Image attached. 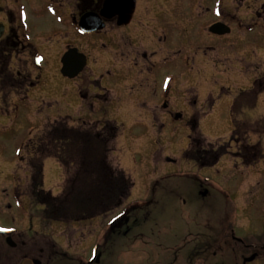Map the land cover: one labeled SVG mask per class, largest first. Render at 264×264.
Masks as SVG:
<instances>
[{
    "label": "flooded vegetation",
    "instance_id": "af4514ba",
    "mask_svg": "<svg viewBox=\"0 0 264 264\" xmlns=\"http://www.w3.org/2000/svg\"><path fill=\"white\" fill-rule=\"evenodd\" d=\"M92 27L101 28L85 32ZM86 45L97 50L94 58ZM69 52L86 59L73 79L61 74V58ZM54 73L80 84L75 96L84 110V115L73 118L77 127L69 126L67 121L72 118L68 116L61 122L70 129H89L114 137L108 157L120 127L106 114L101 120L90 118L99 113V107H94L101 101L84 89L83 79L105 94L101 106L114 101L120 111L145 109L144 118L178 121L184 117L180 111H170V104L200 109L196 88H201L202 81L206 84L216 74L223 90L248 76L246 87L233 100L229 136L236 141L234 160L255 168L258 176V167L264 170L260 141L254 142L253 135L248 138L246 130L241 132L242 124L264 125L255 114L264 95V0H0V109L24 106L31 98L51 97L48 75ZM171 89H183L192 97L168 99L165 93ZM210 100L208 112L196 110L188 115L191 134L183 156L200 168L212 167L233 153L226 143L206 142L211 146L194 148L191 157H186L196 133L193 130L213 108ZM49 130L34 138L33 149L39 156L52 150ZM42 170L43 165L34 162L31 198L42 208L39 218L48 224H69L72 232L57 234L38 227L39 222L20 230L0 227L12 231L9 236L0 234V264H114V251L123 253L137 241L143 247L135 251L142 258L141 264H264V212L255 218H259L255 232L249 230L254 222L249 217L234 226L236 229L217 226L202 234L187 224L173 230L164 228L166 214L157 210V202L145 204L143 215L135 211L137 206L125 205L129 192L109 214L94 217L105 219L102 234L89 230L85 234L80 225L94 218L46 219L41 196L46 191L38 174ZM203 192L208 195L206 188L199 186L200 198L207 197L200 196ZM158 225L162 228L155 231ZM84 245L86 256L75 250Z\"/></svg>",
    "mask_w": 264,
    "mask_h": 264
},
{
    "label": "rangeland",
    "instance_id": "374dc122",
    "mask_svg": "<svg viewBox=\"0 0 264 264\" xmlns=\"http://www.w3.org/2000/svg\"><path fill=\"white\" fill-rule=\"evenodd\" d=\"M88 46L86 45V48ZM87 49L93 58V55L98 54L97 50L91 47ZM219 78L218 75L213 74L206 84L202 81L201 88H196L198 101L200 100L198 108L201 107L196 109L197 111L204 113L207 111L210 97V101L214 104L209 114L197 123L198 129L195 132L202 135L208 143H226L233 153L221 157L216 165L204 168H200L183 156L189 146L191 134L188 115L196 110L183 103H171L170 111H180L184 118L178 121L170 118L153 121L154 119L143 117L146 113L145 109L120 111L114 101L101 106L105 94L99 91L98 87H90L84 79L82 80L84 89L91 95L99 96L102 102H99V105L95 104L94 108L99 107L100 111L97 116L90 118L101 120L106 114L107 119L115 121L120 127L108 162L112 169L121 170L133 184L124 204L137 206L135 211L143 215L141 211L144 210L145 204L157 202V210L166 214L164 218L167 224L164 228L177 230L188 224L190 228L195 227L196 233L205 234L208 228L217 226L237 227L249 217L254 219L249 230L254 232L258 230L259 218H255L264 212V170L260 171L258 167L260 172L258 176L255 168L245 167L239 160H234L236 141L229 136L232 130L233 100L239 90L246 87L245 82H248L247 79L250 77L246 76L240 81L241 83L239 82L240 85L235 83L237 86H224L223 90L218 85L221 82ZM48 79L52 80L51 97L44 95L37 99L31 98V102L24 106L0 109V227L2 228L20 230L29 228L31 223L39 222L38 227L41 226L57 234L72 232L68 230L69 224H48L41 221L39 217L42 208L31 198V168L34 162L43 165V170L38 173L42 179V189L51 192L53 197L62 193L63 183L69 177L67 170L52 155L39 156L35 153L33 147L37 138H34L48 131L50 126L56 125L57 122L66 120L63 118L66 116L72 118L67 121L69 126L77 127L78 125L73 121L79 118L78 116L84 115V110L80 108L82 104L75 96L80 84L61 79L59 74L55 75V73L51 77L48 75ZM196 82H199V79ZM188 93L183 89H171L165 95L168 99L183 100L192 97L191 93ZM262 98L255 109V114L257 120L264 121V95ZM136 113H139L137 117H135ZM242 127L241 132L246 130L248 138L249 135H253V141H260L264 151V135H262L264 125L254 122L246 123L245 126L242 124ZM250 130H255L257 133L251 134ZM261 165L264 166V157ZM199 186L206 188L208 192L206 198L198 196ZM191 217L192 219H189ZM104 220L103 217H97L80 226L85 229V234H88L87 230H89L98 235L105 230ZM158 226L155 227V231L161 230L162 227L158 228ZM236 233L239 234L237 231ZM73 246L69 244L70 249H73ZM139 248L143 247L140 241H137L125 248L123 253L118 249L115 250L114 264H141L142 258L139 252L135 253ZM77 249L75 250L78 253L86 256L85 245Z\"/></svg>",
    "mask_w": 264,
    "mask_h": 264
},
{
    "label": "trees",
    "instance_id": "16d2710c",
    "mask_svg": "<svg viewBox=\"0 0 264 264\" xmlns=\"http://www.w3.org/2000/svg\"><path fill=\"white\" fill-rule=\"evenodd\" d=\"M53 156L68 172L62 193L44 196L47 220H87L118 207L129 195L132 183L121 170H114L108 162V146L114 137L93 133L89 129H70L61 121L49 130ZM193 130V134H194ZM194 134L186 157L192 150L211 145L198 133ZM221 150V149H220ZM220 154H218L219 156Z\"/></svg>",
    "mask_w": 264,
    "mask_h": 264
},
{
    "label": "water",
    "instance_id": "95a60500",
    "mask_svg": "<svg viewBox=\"0 0 264 264\" xmlns=\"http://www.w3.org/2000/svg\"><path fill=\"white\" fill-rule=\"evenodd\" d=\"M100 28L101 27H92L90 29H85V32L90 33ZM61 64H62V69H61L62 76L69 79H73L82 71V69L86 65V59L82 55L76 57L72 54V52H69L66 53L61 58ZM206 195H207L206 192L200 193V196L202 197H205ZM0 233L9 235L11 231H0ZM10 246H12L11 243Z\"/></svg>",
    "mask_w": 264,
    "mask_h": 264
},
{
    "label": "snow or ice",
    "instance_id": "6c2138e0",
    "mask_svg": "<svg viewBox=\"0 0 264 264\" xmlns=\"http://www.w3.org/2000/svg\"><path fill=\"white\" fill-rule=\"evenodd\" d=\"M4 229H0V231H3Z\"/></svg>",
    "mask_w": 264,
    "mask_h": 264
}]
</instances>
